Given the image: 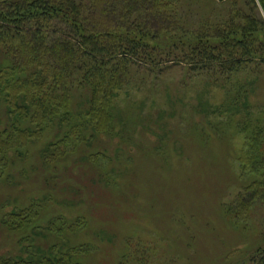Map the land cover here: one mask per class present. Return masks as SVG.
<instances>
[{
    "label": "trees",
    "instance_id": "trees-1",
    "mask_svg": "<svg viewBox=\"0 0 264 264\" xmlns=\"http://www.w3.org/2000/svg\"><path fill=\"white\" fill-rule=\"evenodd\" d=\"M173 66L238 86L218 111L247 137L238 159L249 181L227 213L235 224L250 217L256 203L264 207V110L254 113L250 99L264 77V0H0V180L47 136L44 168L111 134L120 92ZM43 203L4 212L3 227L41 228ZM62 220L48 221L47 238L62 236ZM65 238L0 264H83L85 246L66 250ZM249 264H264V247Z\"/></svg>",
    "mask_w": 264,
    "mask_h": 264
},
{
    "label": "rangeland",
    "instance_id": "rangeland-1",
    "mask_svg": "<svg viewBox=\"0 0 264 264\" xmlns=\"http://www.w3.org/2000/svg\"><path fill=\"white\" fill-rule=\"evenodd\" d=\"M187 73L173 66L156 81L135 78L114 101L113 132L57 166L44 168L49 136L39 141L0 180V258L26 255L33 243L48 250L64 235L66 250L85 246L83 264H249L264 247V207L238 224L227 213L249 181L238 159L247 137L218 111L238 86ZM250 99L254 113L264 110V77ZM34 202L46 206L41 228L3 227L4 212ZM55 217L65 231L47 238Z\"/></svg>",
    "mask_w": 264,
    "mask_h": 264
}]
</instances>
